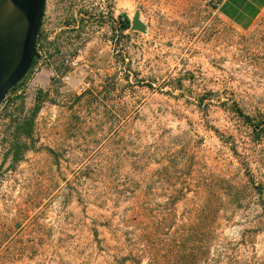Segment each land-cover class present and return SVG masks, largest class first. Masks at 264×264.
<instances>
[{"label": "rangeland", "instance_id": "1", "mask_svg": "<svg viewBox=\"0 0 264 264\" xmlns=\"http://www.w3.org/2000/svg\"><path fill=\"white\" fill-rule=\"evenodd\" d=\"M37 54L0 106V264H264L239 115H264V10L47 0Z\"/></svg>", "mask_w": 264, "mask_h": 264}, {"label": "water", "instance_id": "2", "mask_svg": "<svg viewBox=\"0 0 264 264\" xmlns=\"http://www.w3.org/2000/svg\"><path fill=\"white\" fill-rule=\"evenodd\" d=\"M47 0H0V106L30 73ZM133 29L145 31L137 16Z\"/></svg>", "mask_w": 264, "mask_h": 264}, {"label": "crops", "instance_id": "3", "mask_svg": "<svg viewBox=\"0 0 264 264\" xmlns=\"http://www.w3.org/2000/svg\"><path fill=\"white\" fill-rule=\"evenodd\" d=\"M264 10V0H220V15L241 29L250 28Z\"/></svg>", "mask_w": 264, "mask_h": 264}, {"label": "trees", "instance_id": "4", "mask_svg": "<svg viewBox=\"0 0 264 264\" xmlns=\"http://www.w3.org/2000/svg\"><path fill=\"white\" fill-rule=\"evenodd\" d=\"M119 23L122 27L123 32H125L131 28L130 20L127 17H125L124 15H121L119 17ZM35 63H36V61H34L32 69H33ZM19 85H20V83L13 90H16L19 87ZM239 115L243 119V121L249 127H251L253 132L256 134L258 140H261L264 137V115L251 117L249 115H245L242 112H239Z\"/></svg>", "mask_w": 264, "mask_h": 264}, {"label": "built area", "instance_id": "5", "mask_svg": "<svg viewBox=\"0 0 264 264\" xmlns=\"http://www.w3.org/2000/svg\"><path fill=\"white\" fill-rule=\"evenodd\" d=\"M207 2L212 5L213 7L218 8L220 0H207Z\"/></svg>", "mask_w": 264, "mask_h": 264}]
</instances>
